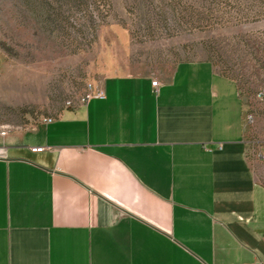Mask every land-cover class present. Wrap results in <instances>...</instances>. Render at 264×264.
Instances as JSON below:
<instances>
[{
	"label": "crops",
	"instance_id": "1",
	"mask_svg": "<svg viewBox=\"0 0 264 264\" xmlns=\"http://www.w3.org/2000/svg\"><path fill=\"white\" fill-rule=\"evenodd\" d=\"M99 90L0 132V264H264V180L236 81L186 61Z\"/></svg>",
	"mask_w": 264,
	"mask_h": 264
},
{
	"label": "rangeland",
	"instance_id": "2",
	"mask_svg": "<svg viewBox=\"0 0 264 264\" xmlns=\"http://www.w3.org/2000/svg\"><path fill=\"white\" fill-rule=\"evenodd\" d=\"M186 61L236 81L264 180V0H0V127L32 130L109 75L167 74Z\"/></svg>",
	"mask_w": 264,
	"mask_h": 264
},
{
	"label": "built area",
	"instance_id": "3",
	"mask_svg": "<svg viewBox=\"0 0 264 264\" xmlns=\"http://www.w3.org/2000/svg\"><path fill=\"white\" fill-rule=\"evenodd\" d=\"M157 81H154L152 83V85L154 87L157 86ZM94 95L100 97V98H103L104 97V94L101 90H96V92L91 95V96H88L86 100H84V103L89 101L91 99V97H93ZM257 99H259L260 101H264V90H262L261 92H259V94L257 95ZM52 121V120H50ZM256 118L254 117L253 114H248L247 116V122L250 126H255L256 125ZM263 130H264V124H263ZM0 132L2 135H5V129L3 127H0ZM44 148H40V147H35V148H32V152L34 153H40V152H43ZM259 157L263 158L264 159V155L260 154Z\"/></svg>",
	"mask_w": 264,
	"mask_h": 264
}]
</instances>
